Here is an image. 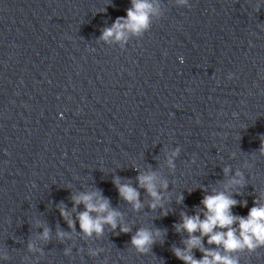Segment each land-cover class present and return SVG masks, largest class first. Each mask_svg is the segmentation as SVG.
I'll return each instance as SVG.
<instances>
[{
	"label": "clouds",
	"instance_id": "clouds-1",
	"mask_svg": "<svg viewBox=\"0 0 264 264\" xmlns=\"http://www.w3.org/2000/svg\"><path fill=\"white\" fill-rule=\"evenodd\" d=\"M177 3L186 5L188 0H177ZM159 8V0H131V7L126 10V16L117 17L110 27L103 29L99 38L106 42L110 39L126 42L129 34L140 36L150 29L152 17L159 15ZM255 10L259 11V5ZM232 78L233 75L230 73L228 79ZM260 140L258 152L264 155V135L260 137ZM180 151L181 149L176 147L166 155L167 167L173 171L176 168L175 160L179 157ZM136 170L138 175L135 179L138 187H133L130 180L121 182L122 178L113 177L112 182L116 186L120 198L131 205L134 211H139L144 205L140 200L138 189L143 188L151 198L149 208L154 211L159 207L162 216L168 215L162 203L164 200L162 190H167L168 181L161 179L154 170L140 171L139 168ZM230 171V167L223 168L226 177ZM245 186L243 173L237 170L235 175L223 184V190L213 189L211 194L203 196L200 201L203 208L197 207L193 215L186 212L181 213V222L174 224L173 227L177 233L186 232L187 238L182 240L183 249L172 248L177 259L182 260L184 264H241V253L250 255L258 249L264 248V196L254 199L253 207L249 209L247 216L235 215L232 212V209L238 204L241 207L247 206L246 200L238 201L233 198L234 195H240L239 192H232V189ZM183 199V195H179L177 203H182ZM71 200V211L63 203L58 206L60 215L68 224L71 232L76 231L77 222L80 232L87 238L102 237L105 233V226H108L116 235L132 232L131 226L123 221V214L111 207L110 200L104 197L100 190L78 192L72 195ZM80 205H83L84 210L76 212ZM74 212H76L75 219L73 218ZM36 225L40 226L38 220ZM117 228H119V232H116ZM50 233L51 230L44 226L43 232L39 234L38 238L48 242L51 240ZM164 235L165 232L161 229L140 227L131 236L130 246L137 254L147 255L151 253L154 244L158 241L162 242ZM56 237L61 242L65 238H71L69 232L61 231L59 228ZM205 237L208 245L216 247L205 248ZM27 248L29 251H42L37 249L31 241ZM193 249L202 252L201 259L195 258ZM100 251L102 250L90 248L88 254L95 257ZM70 253L71 248L64 250V255L67 256ZM0 259L7 260V254L0 256Z\"/></svg>",
	"mask_w": 264,
	"mask_h": 264
}]
</instances>
